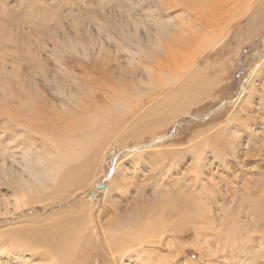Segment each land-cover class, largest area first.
<instances>
[{
  "label": "rangeland",
  "instance_id": "obj_1",
  "mask_svg": "<svg viewBox=\"0 0 264 264\" xmlns=\"http://www.w3.org/2000/svg\"><path fill=\"white\" fill-rule=\"evenodd\" d=\"M188 1L191 0H141L136 5L130 0H0V159L7 158L8 167L17 166V159L22 160L26 155L35 162H39L40 155L57 163L59 160L67 162L64 152L75 155L79 150L87 149H77L79 139L84 141L90 137L92 140L96 134V139L101 141L98 150H82L83 159L72 160V164L80 165L90 161L87 174L78 178L77 186L64 189L67 192L61 188L65 194L55 188L56 196H60L47 201L46 204L51 202L48 207L35 203L18 214L0 217V264L62 263L52 250L58 253V248L67 247L70 240L63 242L64 233L72 236L68 247L74 246L76 251L73 262L68 260L64 264H116L117 260L112 257L118 253L111 251L109 241L130 242L134 249L141 251L143 242L140 240L148 229H152L149 232H158L161 238L165 237V245L161 248H148L155 252H148L153 264H243L238 257L243 255L241 250L237 246L225 247L220 231L209 230L212 215L223 223L230 221L225 210L232 212L233 206L222 205L221 199L231 197V194L225 195L224 185H230L232 189L236 187L237 180L232 186L230 175L224 172L231 157L229 154L215 156L208 153L201 161L206 166L201 168L196 157L202 151L199 149L207 145L225 151L233 142L252 147L256 156H252L249 166H239L240 169L236 167L232 171L247 173L241 179L242 184L237 182L242 186L236 204L242 206V211L248 208L251 213L258 214L260 210L255 209L254 199L259 193L261 195L262 189L256 182L264 183V173L260 176L251 174L250 168L256 171V163H264V129L255 131L259 126L256 124L254 127L241 126L242 117H238L245 113L239 109L244 106V99L249 96L245 107H251L250 99L258 97L253 89L257 85L260 87V80L264 78V72L259 74L256 79L259 81L254 82L247 94L245 89L251 83L249 80L259 67L264 66V0ZM129 9L132 15L131 21L126 18L130 21L129 29L141 39L155 33L151 15L156 14L163 24L159 43L134 53L135 59L130 64L125 58L129 53L124 48L126 41L119 24L115 23L123 21ZM96 18L101 29L93 27L96 32L92 36L88 24L89 20ZM18 20H25L24 24L32 22L31 28H23L22 23L20 27ZM50 25L57 29L51 30ZM76 29L80 33L79 39L88 47V57L65 49L67 43L63 41V33H68L69 39L74 40ZM94 39L95 47L91 44ZM211 53L213 56L207 57ZM59 60L65 64L61 65L62 68L56 64ZM68 60L71 63H67ZM198 72L202 82L192 88V79ZM48 82L77 86L89 97L82 95L78 105L69 102L66 107L62 106L63 97ZM184 85L190 86L189 91L186 86L181 90ZM17 87L18 91L29 88L35 100L36 95L40 97L37 105L26 109L18 101L5 100V96L11 91L15 93ZM172 99L177 102L172 106L176 111L167 116L172 108L166 104H172ZM252 106L256 107L254 103ZM160 109L166 113L153 116V112ZM257 114L253 116L260 121L262 115ZM108 130H112L111 133ZM232 135L235 136L233 142ZM225 180L229 182L226 184ZM103 183L106 187H99ZM8 187L10 185L0 169V194L11 193ZM161 194L178 197V200L184 197L182 201L192 200L195 212L191 224L176 212L164 214L162 209L159 210ZM131 207L142 217L122 225L128 218L125 209ZM151 213L158 218L155 227H151L155 219ZM146 217V221L141 219ZM205 217L208 221H203ZM92 218H96L97 223ZM110 221L120 231L113 239L103 227ZM243 221L230 223L228 230L237 231ZM146 226L148 229H143ZM81 227L89 242L82 255L76 250L82 244L78 239ZM218 227L225 234L224 228ZM14 230L17 237H11L13 232L10 231ZM129 231L136 236L132 233V237L127 236L129 234L125 232ZM258 232L264 233L263 226L254 234ZM201 233L203 235L199 236ZM35 236L41 237L37 241L40 246L35 244ZM50 236V243L56 242L57 245L50 246L48 240L46 243L42 239ZM132 238L138 242H132ZM218 238L220 241L216 240ZM167 242L172 244L169 248L175 255L173 263L166 261L171 259L166 250ZM245 250L247 254L242 259L247 258L254 264L263 262V246L246 245ZM141 253V259L146 257L145 252ZM41 257L48 258L49 262Z\"/></svg>",
  "mask_w": 264,
  "mask_h": 264
},
{
  "label": "bare ground",
  "instance_id": "obj_2",
  "mask_svg": "<svg viewBox=\"0 0 264 264\" xmlns=\"http://www.w3.org/2000/svg\"><path fill=\"white\" fill-rule=\"evenodd\" d=\"M133 4H136L137 5V3L138 2H140L141 0H130ZM66 2V1H65ZM64 2V3H65ZM188 2H192V0L191 1H188ZM63 3V4H64ZM67 3V2H66ZM71 3V2H70ZM165 3V2H164ZM68 5H70V4H68ZM67 5V6H68ZM73 5H75V4H73ZM64 8H65V6H63ZM71 7V6H70ZM72 8V7H71ZM63 9V8H62ZM65 9H67V8H65ZM64 9V10H65ZM70 10V9H69ZM79 10V9H78ZM112 10V9H111ZM127 10V9H126ZM125 10V11H126ZM31 11V10H30ZM63 11V10H62ZM66 11V10H65ZM108 11V10H107ZM129 11H130V9L126 12V13H128L126 16L124 15V18H123V21H121V22H117V21H115V23L116 24H119V28H120V32H121V35H122V37H123V40L124 41H126V43H124V48L125 49H127V52H129L128 53V55H127V57H125L127 60H128V64H130L131 63V60H133V59H135V54L134 53H137L138 51H145V49L146 48H148L150 45H152V46H156L157 45V42L159 43V41H160V34H161V32H162V30H163V24H162V22H161V20L159 19V18H157L155 15L156 14H153V15H151V17L153 18V24H151L152 26H153V28H155L154 29V34H148V36H147V38H144V39H141L139 36H138V34L136 33V32H132L129 28H130V21L132 20V15H131V13H129ZM70 12H72L71 10H70ZM112 12H113V10H112ZM28 13V12H27ZM32 13V12H31ZM125 13V14H126ZM33 14V13H32ZM124 14V13H123ZM122 15V14H121ZM120 15V16H121ZM34 16V15H33ZM22 17V16H21ZM20 17V18H21ZM30 17V16H29ZM27 18V17H26ZM34 18V17H33ZM130 19V21L129 20H127V19ZM22 19H24V18H22ZM32 19V18H31ZM74 19V18H73ZM134 19V18H133ZM26 20V19H25ZM25 20H18V23H19V25H20V27H21V24L20 23H22V27L24 28L25 27V29H27V28H31V24H32V22H31V24H30V22H26L27 24H24L25 23ZM135 20V19H134ZM133 20V21H134ZM17 21V20H16ZM15 21V22H16ZM28 21V20H27ZM31 21V20H30ZM33 21V20H32ZM14 23V22H13ZM46 23L48 24V26H49V23H48V21H46ZM46 23L44 22V25H46ZM14 26V25H13ZM16 26V25H15ZM99 27V29H101V26H100V23H99V21H98V19L96 18V19H94V20H89V24H88V27H89V32H90V34H92V36H93V34H95V32H94V28L93 27ZM10 27V26H9ZM18 27V26H17ZM75 27V26H74ZM6 28V27H5ZM16 28V27H15ZM14 27L12 28V29H15ZM22 28V29H23ZM49 28H51V30H54V29H57V28H55V26L54 25H50V27ZM65 28V27H64ZM18 29V28H17ZM75 29V28H74ZM93 29V30H92ZM72 30V29H71ZM77 30V29H76ZM31 31L32 30H29V32L31 33ZM55 31V30H54ZM73 31V30H72ZM2 32V31H1ZM68 32V31H67ZM74 32V31H73ZM72 33V32H71ZM70 33V34H71ZM79 32H78V30L75 32V33H73V35L75 36V39L74 40H70L69 39V37H68V33L67 34H65L64 35V33H63V41L65 42V43H67V44H69V46L66 44V46H65V49H70L71 51H73L74 53H76L77 55H81V56H85V57H88L87 55H89V50L86 48V46H85V43H83V42H81V40L79 39V35H80V33L78 34ZM69 34V35H70ZM28 36V35H27ZM30 36V35H29ZM60 36V35H59ZM62 36V35H61ZM95 36V35H94ZM33 41H34V39H33ZM37 41V40H36ZM36 43V42H35ZM37 43H39V42H37ZM91 44H93V46L96 44V42H95V39H94V42H92ZM125 44L128 46V48L125 46ZM135 48H134V47ZM95 47V46H94ZM58 49V48H57ZM56 49V50H57ZM68 49V50H69ZM120 49V48H119ZM219 51H222V50H219ZM211 56H213V53H211V54H209L207 57H211ZM236 58H237V56H236ZM62 59V58H61ZM247 60V59H246ZM245 60V61H246ZM67 63H71V61H66ZM248 63V62H247ZM250 63V62H249ZM57 65H58V67L59 68H62L65 64H64V62L62 61L61 62V60H59L57 63H56ZM61 65H63V66H61ZM67 65V64H66ZM61 66V67H60ZM249 67V66H248ZM263 69H264V66H261V67H259V69L256 71L257 73H256V75H253L252 77H251V80H249L251 83L249 84V86H247V89H245V90H247L246 92H247V94H248V91H250V88H251V86L254 84V82H257V81H259V78H258V80L256 81V79H257V77H258V75L259 74H262V72H264L263 71ZM48 75V74H47ZM263 75H264V73H263ZM54 76V75H53ZM262 76V75H261ZM48 77V76H47ZM54 78V77H53ZM55 80L57 79V78H54ZM199 82H202V77H201V73L200 72H198V73H196L195 75H194V77H193V79H192V82H191V86H192V88H193V86H194V88H195V86H197V85H199ZM260 82H262L261 84H260V87H258V85L257 86H253L254 87V89H253V93L255 92L257 95H258V97L257 98H252V99H250V101H249V103L251 102V107H248V106H246L245 107V105H246V103L248 102V97H246L244 100V102L242 103V104H244V106L242 105V107L241 108H239L240 107V105H239V109H240V111H244L245 113H244V115H241V116H239L238 118H240V117H242V123L240 124L241 126H255V124H256V126L257 125H259L258 127H256L255 129V131H259L260 129L262 130V129H264V78L262 79V80H260ZM48 83H51L53 86H54V89H55V91H56V93L57 94H59L60 96H62L63 97V101L61 102V105L62 106H67L68 105V103L70 102V103H73V104H76V105H78L80 102H81V96L82 95H85L86 97H89V95H86V94H84V92L82 91V88H78L77 86L76 87H71V86H69V85H67L66 83H64V82H48ZM143 83V82H142ZM256 84V83H255ZM2 86V83L0 82V87ZM143 86V85H142ZM153 86V85H152ZM187 87L188 88V91H189V88H190V86L189 85H184V86H182L181 87V90H183V88L184 87ZM16 87V86H15ZM43 92V91H42ZM197 92V90H195L194 89V93H196ZM44 93V92H43ZM179 94H182V91H179ZM246 94V95H247ZM28 96V97H27ZM33 96H34V94L32 93V91L31 90H29V88H21L20 89V91H18V87L16 88V90H15V93L13 92V91H11L10 93H9V96H5V100H9L10 102H19L21 105H22V107L24 108H26V107H31V108H33V107H35L36 105H37V100L39 101V99H40V97H38L37 95H36V97H37V100H35V99H33ZM244 96V95H243ZM158 97V96H157ZM252 96H250V98H251ZM255 97V96H254ZM28 98V99H27ZM173 100V99H172ZM183 100H184V98H183ZM6 102V101H5ZM132 102V101H131ZM168 102V101H167ZM177 102H175L174 100L172 101V104H170V103H167L166 104V106H170L171 108H172V110H170L168 113H167V116H170L172 113H174V111H176V109L174 108V107H172L173 105H175ZM252 103H254L255 104V108H253V106H252ZM5 104V103H4ZM85 104V103H84ZM16 106H17V103H16ZM165 106V107H166ZM123 108H124V106H123ZM27 109V108H26ZM235 109V108H234ZM237 109V108H236ZM13 111V110H12ZM165 110H159V112H156L155 111V113L153 112V116L154 115H156V116H159V115H161L163 112H164ZM235 111V110H234ZM8 113V112H7ZM30 113V112H29ZM164 113H166V112H164ZM234 113V112H233ZM232 113V114H233ZM261 114L262 115V117H261V120L259 121V120H257V119H255V114ZM240 114V113H239ZM253 114H254V116H253ZM257 114V115H258ZM162 115H164V114H162ZM233 115H235V114H233ZM238 116V115H237ZM246 116V117H245ZM234 117V116H233ZM245 117V118H244ZM230 120V119H229ZM234 121V120H233ZM163 123H165V121H163ZM221 127V126H220ZM233 127V126H232ZM231 128V127H230ZM234 128V127H233ZM243 128V127H242ZM246 128V127H245ZM230 130H233V129H230ZM249 130V129H248ZM254 130V129H253ZM260 130V131H261ZM109 131V130H108ZM112 131V130H111ZM111 131H109L110 133H111ZM235 131V130H234ZM231 132H233V131H231ZM103 133V132H102ZM104 133H105V131H104ZM113 133V132H112ZM175 133H176V131H175ZM234 133V132H233ZM236 133V132H235ZM207 134V133H206ZM99 135V134H98ZM106 135H107V133H106ZM109 135V134H108ZM111 135L112 134H110V137H111ZM250 135V134H249ZM90 136H92V135H90ZM86 137V136H85ZM93 137V139L92 140H89V138L88 139H84V141H82L83 139H79V141H80V144H79V146H78V148L77 149H79V148H81L82 149V147L84 148V147H87V149H89V151H96V149L98 150V148L100 147V142L98 141V139H96L97 137H96V134H95V136H92ZM103 137H105V136H103ZM235 137V136H234ZM233 135H232V142H233ZM256 137V136H255ZM87 138V137H86ZM99 138H101V137H99ZM108 138V137H107ZM263 138V137H262ZM231 139V138H230ZM101 140V139H100ZM107 140V139H106ZM241 140V139H240ZM82 141V142H81ZM110 141V140H109ZM72 142V141H71ZM78 143L79 142H76V144L75 145H78ZM104 143H105V141H104ZM107 143H108V140H107ZM68 144H70V143H68ZM73 145V144H72ZM109 145V144H108ZM243 145H244V143H243ZM243 145H241L240 143H236V142H233V143H229L228 144V146L226 147V149L228 148V150H226L225 151V149L224 150H221V149H218L216 146H210V145H207V147H202V148H200L199 150H202V151H200V152H198L197 153V157H196V159L199 161V166H200V168H201V166L202 167H205L206 165L204 164V166L202 165V163H201V161L204 159V157H205V155L206 154H213V155H220V153H222V154H229V156L231 157V158H229L228 160H229V162H228V164H227V166H226V168L224 169V172H226L228 175H230V181H231V183H232V186H233V183L236 181V183L238 182V183H243L242 182V178L244 177V176H246V171L245 172H243V174H237L238 172H233L232 170H234V168H236V167H238L239 168V166L240 167H242V168H245L246 166H249L248 164L249 163H251V161H252V159L251 158H253L252 156H256V154H254V152L252 151V147H250V146H247V147H245V145H244V147L245 148H242V146ZM248 145V144H247ZM251 145V144H250ZM70 147H71V145H70ZM73 147V146H72ZM66 148V147H65ZM75 148V147H74ZM76 149V148H75ZM87 149H84V150H87ZM94 149V150H93ZM106 149V148H105ZM104 149V150H105ZM69 150V149H68ZM72 150V149H71ZM83 150V149H82ZM82 150L80 151H78V153L76 154L75 153V155L73 154V153H69L68 152V154H65V153H67V152H64V154L63 153H61V154H63L64 156L66 155V159L68 160V161H71L70 163L71 164H68V161L67 162H64V161H62V160H59L58 161V163L56 162V161H54V160H48L46 157H44L43 155H40V158H39V162H35L33 159H31V156L30 155H26V156H24L23 158H22V160H20V159H17V161L15 162L16 164H17V166H10V167H8L9 166V161H7V158H1L0 159V162H1V166H0V169H1V174L3 175V177L5 178V180L7 181V183H8V185H10V187H8L9 189H11L10 191H12L11 193H9V194H4V195H1L0 194V217H6V216H12V215H15V214H18L23 208L25 209L26 207H28V206H33L35 203H41V204H43L44 206H46V207H48L50 204H51V202H50V204H46V202L47 201H54L57 197H59L60 195L59 194H57L58 196H56V189L55 188H59L60 190H61V188H62V190L64 191V192H67V191H65L64 189H68V188H71V187H74V185L75 186H77L76 184H79V182H78V178H80V177H82L83 176V174H87V169L90 167L89 165H90V161L89 162H87V164H85V165H80V164H72V163H74L72 160H74V159H80L81 158V154H83V152H82ZM83 150V151H84ZM192 150V148H189V151H191ZM75 152V150H72V152ZM77 151V150H76ZM88 151V150H87ZM86 151V152H87ZM85 152V153H86ZM110 152V151H109ZM253 152V153H252ZM262 152H264V149H262ZM84 153V154H85ZM62 156V155H61ZM211 156V155H210ZM250 156V157H249ZM260 156H261V154H260ZM246 157V158H245ZM247 157H248V159H247ZM88 158V157H87ZM255 158V157H254ZM63 159H65V157H63ZM81 159H83V158H81ZM80 159V160H81ZM104 159H106V154H105V156H104ZM87 160V159H86ZM66 161V160H65ZM83 161V160H82ZM206 161V160H205ZM40 162L42 163V164H40ZM226 163V162H225ZM92 164V163H91ZM208 164V163H207ZM256 164H258V165H256V167H257V170L254 172L253 170H252V168H250V170H251V174H256L257 176H260V175H262L263 173H264V163L262 164L261 162L260 163H256ZM119 165V164H118ZM210 165V164H209ZM190 166V165H189ZM208 166V165H207ZM253 166H255V165H253ZM207 168V167H206ZM240 169V168H239ZM255 169V168H254ZM196 170V169H195ZM200 170H202V169H200ZM238 170V169H237ZM236 170V171H237ZM232 171V172H231ZM232 174H233V176H232ZM89 176V175H88ZM256 176V177H257ZM254 177V176H253ZM264 177V176H263ZM211 178V177H210ZM258 178V177H257ZM262 178V177H261ZM263 179V178H262ZM264 181V180H263ZM189 182H190V179H189ZM195 182V181H194ZM198 182V181H197ZM225 182H226V180H225ZM229 181H227L226 182V184L228 183ZM261 182L262 181H258V182H256V183H260L259 184V187H261V189H262V193H261V195H260V193H259V195H258V197H256V199H254V203H255V209H259L260 211H258V214L256 213V212H254V211H252V213L249 211V209L247 208V209H245V211H242L241 210V208H242V206L241 205H237L236 204V199H237V196L240 194L239 193V188L242 186L241 184H240V186H238V183L236 184H234V186L236 185V187L234 188V189H232V187L230 186V185H228V187H227V185L225 186L224 185V188H225V195L227 196V195H230L231 194V197H229L230 199L229 200H224V199H221L222 200V205H228V204H231L232 206H233V208H232V212H228L227 210H225L227 213H228V215L230 216V221L228 222V223H223V222H221V220H219V217H216V216H214V215H212L211 216V219H210V222H209V224L212 226L211 228H209V230L210 229H213V232H215V230L217 229L218 231H220L219 233V235H222V237H223V240L224 241H222L223 242V245L225 246V247H232V246H237L240 250H241V252H242V254L243 255H240V256H238L239 257V260L243 263V264H254V262H252V261H249L247 258H244V259H242V257H244L246 254H247V252H246V250H245V248H246V245H253L254 246V248H256V247H264V233H261V232H258L257 234H254V231L256 230V229H258L259 227H261V226H263V228H264V214H262V212H261V210H262V208L264 207V183H262L261 184ZM167 183V182H166ZM192 183V182H191ZM180 184V183H179ZM257 184V185H258ZM257 185H255V186H257ZM261 185V186H260ZM194 186H195V184H194ZM247 186V185H246ZM109 187V186H108ZM187 187V186H186ZM189 187V186H188ZM78 188H81V187H78ZM82 188H84V187H82ZM248 189H249V187H247ZM59 189H57L58 191H60ZM74 189V188H73ZM125 189V188H124ZM142 189V188H141ZM241 189V188H240ZM61 190V191H62ZM76 190H79V189H76ZM75 190V191H76ZM129 190V189H128ZM193 190V189H192ZM224 190V189H223ZM222 190V191H223ZM244 190V189H243ZM250 190V189H249ZM62 191V192H63ZM71 191V190H70ZM73 191V190H72ZM74 191V192H75ZM260 191V190H259ZM63 192V193H64ZM241 192V191H240ZM243 192V191H242ZM71 193V192H70ZM122 193V192H121ZM177 193V192H176ZM224 193V192H223ZM65 194V193H64ZM71 194H73V193H71ZM244 194V193H243ZM168 195V194H167ZM55 196H56V198H55ZM62 196V195H61ZM171 196H172V194H171ZM217 196V195H216ZM183 197V196H182ZM228 197V196H227ZM241 197V196H240ZM184 198V197H183ZM182 198V199H183ZM63 199L64 198H61V200L63 201ZM179 198L177 197H170V195H168V197L167 196H165V195H163V194H161V199L159 200V204H158V207H159V210H161L163 213L164 212H166V213H168V212H170L171 211V213L172 212H174V213H172V214H175V212H176V214H180L181 215V217H182V220H184L187 224H191V222H192V219H191V216H192V214L194 215V212H195V210H194V205H193V201L192 200H190V199H184L183 201H182V199H180V200H178ZM226 199V198H225ZM225 201H227V203L225 202ZM243 201H245V200H243ZM57 202V201H56ZM56 202H52V203H56ZM239 202V201H238ZM246 202V201H245ZM36 205V204H35ZM244 205V204H243ZM245 205H246V203H245ZM251 205V204H250ZM257 205H258V207H257ZM247 206V205H246ZM216 207V209H217V206H215ZM221 208V207H220ZM173 210V211H172ZM210 210V212H211V214H212V210L211 209H209ZM125 211H126V213H127V215H128V218L125 220L126 222L123 224L122 223V225H128V222L131 224V222L133 221V219L135 220V218L136 217H142L141 216V214H140V212H138V210L137 209H133L132 207L131 208H127V209H125ZM251 213H249V212ZM262 211H264V210H262ZM162 212H160V213H162ZM153 213H151L150 215H152ZM165 214V213H164ZM149 215V216H150ZM47 216V215H46ZM49 216V215H48ZM148 217V216H147ZM147 217L146 218H141V219H145V221H146V219H147ZM94 218V217H93ZM92 218V221L95 223H97V220H95V219H93ZM151 218V217H150ZM152 218H155V216L154 215H152ZM244 220L243 221V225L242 226H240L239 227V229L236 231H234V232H230L229 230H228V226H229V224L230 223H235V222H239L240 220ZM136 220H137V218H136ZM150 222L151 220H147V222ZM203 221H208L207 220V218L205 217V218H203ZM216 222H219L220 224L219 225H216ZM142 224H143V221L141 222ZM150 223H153V222H150ZM137 225H139V224H137ZM136 225V226H137ZM148 225V224H147ZM151 225V224H150ZM155 225H158V218L156 219H154V223L151 225V227H155ZM230 225H232V224H230ZM105 226V231L104 232H108V235H109V237H111L110 239H113V238H115V235L118 233V232H120L119 230H117V229H115L114 227H113V221H110V222H108V223H104V225H103V227ZM145 226V225H144ZM218 226H221V227H223L224 228V230H225V234L223 233L224 231H223V229L222 228H220V227H218ZM97 227V226H96ZM95 227V228H96ZM132 227V226H131ZM236 226H234V228H235ZM93 228V227H92ZM91 228V229H92ZM98 228V227H97ZM128 228H129V226H128ZM137 228H138V226H137ZM140 228V227H139ZM148 229L147 228V226L146 227H143V229ZM238 228V227H237ZM80 229V228H79ZM99 229V228H98ZM130 229H132V228H130ZM145 229V230H146ZM230 229V228H229ZM148 230H152V229H148ZM145 231V232H148L145 236H143L142 234V236L144 237V238H142V236H141V240L140 241H142L143 243L141 244V247H142V249H140L141 251H138V249L137 248H133L132 247V245H131V243L129 244L128 242H124L125 244H122L123 243V241H122V243H120V242H118V240H116V242H118V243H114L113 242V240L111 241H109L110 243H111V246H109L110 248H112L111 249V251L113 250V253H118V255L116 256V257H112V260L115 258L117 261H115V262H117L116 264H120V263H124V264H153L152 263V261H151V258H149L148 257V252H151V254H152V252H153V250L154 249H148V248H155L156 247V249L157 248H161L163 245H165L164 243H163V241L165 240V237H160L159 235H158V232H149V231ZM69 231H71V229L69 230ZM73 231V230H72ZM80 231V230H79ZM140 232H141V228H140V230H139ZM138 231V232H139ZM144 231V230H143ZM10 232H13V234H11V237H17V231L16 230H14V231H10ZM75 232V231H74ZM77 232H78V229H77ZM130 232V231H129ZM72 233V232H71ZM84 229H83V227H81V231L80 232H78V234H79V238L78 239H80V241H81V243L82 244H80L79 246L81 247V249H80V247H79V249H76L78 252H80V254L82 255V253H86L84 250H86L87 249V244L89 243L88 242V237H86L85 235H84ZM116 233V234H115ZM132 233V235H133V232H130V233H126L125 232V234H129V235H127V236H130V237H132L130 234ZM135 233V232H134ZM68 234V233H67ZM77 234V235H78ZM58 234L56 233V236H57ZM69 235V234H68ZM68 235H66L65 233L63 234V237H64V240H63V242H68L69 240L71 241V239L69 238L70 236H68ZM73 235H75L76 236V234L74 233ZM139 235V236H138ZM137 235V237H140V234H138ZM162 235V234H161ZM203 234L201 233V234H199V236H202ZM55 236V237H56ZM75 236H73V237H75ZM133 236H136V234H134ZM165 236V235H164ZM36 237V236H35ZM57 237H59V235L57 236ZM72 237V236H71ZM106 237V240H107V236H105ZM126 237V236H125ZM39 238H41L40 236L38 237H36V238H34L35 240L34 241H36V243L35 244H37V246H40L39 245V243L37 242V241H39ZM215 238V237H214ZM46 243H47V240L49 241V243H48V245H50V246H54L53 244H56V242L55 243H50V241H52V239H51V236L48 238H42ZM136 238H132V242H135L136 240H135ZM221 239V238H220ZM73 240H75L74 238H73ZM105 240V239H104ZM135 240V241H134ZM138 240V239H137ZM171 240V239H170ZM211 240H213V239H211ZM216 240H219V238L218 239H216ZM30 241H31V239H30ZM70 241H69V243H70ZM77 241V240H76ZM80 241H78V242H80ZM108 241V240H107ZM220 241V240H219ZM33 242V241H32ZM42 242V241H41ZM138 242V241H137ZM137 242H135V243H137ZM222 242H221V244H222ZM17 243V242H16ZM69 243H67L66 245H67V247H63V248H61V250H60V248H58V253H57V251H55V250H52L51 248H49V249H51L52 251H54L55 253H56V255H58L56 258H57V260L58 261H62V263L61 264H64V263H66V262H68V260L72 263L73 261L72 260H74V258H75V255L76 254H74V246H72L73 248H71V245H70V247H68V245H69ZM74 243V242H73ZM109 243V244H110ZM242 243V244H241ZM71 244V243H70ZM214 244V243H213ZM45 245V244H44ZM47 245V246H48ZM57 245V244H56ZM106 245H107V243H106ZM171 242H167L166 243V246H168L167 247V249L166 250H168V252H170V253H168L169 254V258H171L170 260L167 258L166 259V261L168 262H170V263H173V260H174V254L171 252V251H173V250H170V248H171ZM209 245H210V243H209ZM212 245V244H211ZM210 245V246H211ZM241 245V246H240ZM35 246V245H34ZM49 246V247H50ZM60 245H58V247H59ZM75 246H77V244L75 245ZM139 246V245H138ZM137 246V247H138ZM207 246V245H206ZM61 247H62V245H61ZM108 247V248H109ZM132 247V248H131ZM170 247V248H169ZM207 247H209V246H207ZM77 248H78V246H77ZM106 248H107V246H106ZM54 249V248H53ZM55 249H56V247H55ZM104 250V249H103ZM105 251V250H104ZM160 251H161V249H160ZM159 251V252H160ZM53 252V253H54ZM106 252V251H105ZM108 252V251H107ZM109 252H110V250H109ZM141 252H145L146 253V257H142V259H141V256H140V254H142ZM165 253H166V251H164ZM175 252H178V251H174V253ZM181 252V251H180ZM183 252V251H182ZM181 252V253H182ZM75 253H76V251H75ZM112 253V252H111ZM110 253V254H111ZM144 253V254H145ZM153 253H155V252H153ZM180 253V254H181ZM43 254V253H42ZM73 254H74V256H73ZM105 254V253H104ZM150 254V253H149ZM157 254V253H156ZM50 255V253L48 254V256ZM54 255V254H53ZM79 255V254H78ZM106 255V254H105ZM164 255V254H163ZM176 255H177V253H176ZM42 256V255H41ZM48 256H46V257H48ZM55 256V255H54ZM67 256H69V258L67 257ZM80 256V255H79ZM152 256V255H151ZM44 257H45V255H44ZM42 258V257H41ZM43 259V261H45L46 263L47 262H49V261H47L46 259H48V258H42ZM110 259V258H109ZM114 259V260H115ZM67 260V261H66ZM57 261V262H58ZM59 263V264H60ZM53 264H57L56 263V261L55 262H53ZM169 264V263H168ZM261 264H264V260H263V262L261 263Z\"/></svg>",
  "mask_w": 264,
  "mask_h": 264
},
{
  "label": "water",
  "instance_id": "obj_3",
  "mask_svg": "<svg viewBox=\"0 0 264 264\" xmlns=\"http://www.w3.org/2000/svg\"><path fill=\"white\" fill-rule=\"evenodd\" d=\"M99 187H102V188L106 187V183H103V185L99 186Z\"/></svg>",
  "mask_w": 264,
  "mask_h": 264
}]
</instances>
